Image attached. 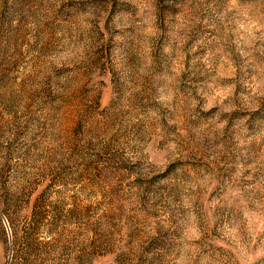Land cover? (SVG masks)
Wrapping results in <instances>:
<instances>
[{
  "label": "rangeland",
  "instance_id": "rangeland-1",
  "mask_svg": "<svg viewBox=\"0 0 264 264\" xmlns=\"http://www.w3.org/2000/svg\"><path fill=\"white\" fill-rule=\"evenodd\" d=\"M0 264H264V0H0Z\"/></svg>",
  "mask_w": 264,
  "mask_h": 264
}]
</instances>
